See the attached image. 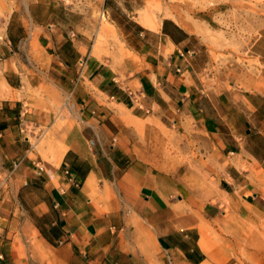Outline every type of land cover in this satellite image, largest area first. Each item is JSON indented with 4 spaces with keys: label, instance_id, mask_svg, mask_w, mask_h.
<instances>
[{
    "label": "crops",
    "instance_id": "1",
    "mask_svg": "<svg viewBox=\"0 0 264 264\" xmlns=\"http://www.w3.org/2000/svg\"><path fill=\"white\" fill-rule=\"evenodd\" d=\"M29 18L0 39V264H264V27L223 67L170 18L101 45Z\"/></svg>",
    "mask_w": 264,
    "mask_h": 264
},
{
    "label": "rangeland",
    "instance_id": "2",
    "mask_svg": "<svg viewBox=\"0 0 264 264\" xmlns=\"http://www.w3.org/2000/svg\"><path fill=\"white\" fill-rule=\"evenodd\" d=\"M37 0H0V39L6 23L15 28L29 21V6ZM58 10L65 25L79 24L98 45L118 42L119 35L112 20L123 22L135 14L143 25L170 18L185 25L192 35L191 45L199 58L211 66L247 61L251 45L264 27V0H43ZM66 12L67 14L60 15ZM33 51L37 45H32ZM13 50H17L15 46ZM211 228L205 229L210 241ZM254 247L264 246V225H254ZM212 242V239L211 241ZM212 244V243H211ZM245 255V253H239ZM259 252L253 263L258 264Z\"/></svg>",
    "mask_w": 264,
    "mask_h": 264
},
{
    "label": "bare ground",
    "instance_id": "3",
    "mask_svg": "<svg viewBox=\"0 0 264 264\" xmlns=\"http://www.w3.org/2000/svg\"><path fill=\"white\" fill-rule=\"evenodd\" d=\"M203 233H205V232H203ZM203 233L201 232L202 235H203ZM202 235H201V236H202ZM205 235H206V234H205ZM207 237H208V236H207ZM204 239H205V238H204ZM206 239H207V238H206ZM201 242H203V241H201ZM201 244H202V243H201ZM201 247H202V245H201ZM208 249H209V248H208ZM206 253H207V252H206ZM209 253H210V252H209Z\"/></svg>",
    "mask_w": 264,
    "mask_h": 264
}]
</instances>
